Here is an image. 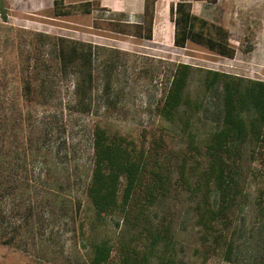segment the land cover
I'll return each mask as SVG.
<instances>
[{
	"label": "trees",
	"instance_id": "16d2710c",
	"mask_svg": "<svg viewBox=\"0 0 264 264\" xmlns=\"http://www.w3.org/2000/svg\"><path fill=\"white\" fill-rule=\"evenodd\" d=\"M155 2L144 0L137 23L97 0H53L52 10L55 17L94 14L96 28L150 41ZM179 11L170 9L176 47L190 41L234 58L227 29ZM0 16L6 19L2 3ZM36 37L52 48L57 73L74 78L73 105L79 112L91 113L97 83L107 103L115 105L119 50ZM33 68L27 61L19 70L20 96L29 104L53 95L49 73L41 70L34 79ZM166 70L163 95L148 106L158 121L144 128L139 140L98 124L90 130L81 264H209L216 259L264 264V80L182 62L170 61ZM5 104L0 101V234L9 230L14 238L20 227L6 221L1 202L20 186L19 153L12 147L20 111L13 97ZM31 214L25 207L26 223Z\"/></svg>",
	"mask_w": 264,
	"mask_h": 264
},
{
	"label": "rangeland",
	"instance_id": "374dc122",
	"mask_svg": "<svg viewBox=\"0 0 264 264\" xmlns=\"http://www.w3.org/2000/svg\"><path fill=\"white\" fill-rule=\"evenodd\" d=\"M52 2L0 0L6 10V19L0 16V101L6 106L13 97L20 111L12 141L19 153L16 169L20 186L15 196L6 195L1 202L6 221L20 229L14 238L9 230L0 234L3 241H11H0L2 264L82 263L79 226L89 209L84 185L89 177L90 130L98 124L139 140L142 130L158 121L148 106L163 95L167 63L182 61V53L176 49H159L135 36L96 28L94 14L55 17ZM239 14L240 25L248 30V41H241L235 57L230 60L205 51L185 52L197 58L189 59L190 65L264 80V7L258 14ZM38 34L119 50L116 83L120 92L115 105L107 103L97 83L91 113L79 112L73 105L74 78L57 73L55 54L49 45L42 46ZM252 40L256 46L245 51ZM235 42L231 37L233 48ZM27 61L34 66V79L41 70L49 73L53 95L48 100L38 98L29 104L20 96L19 70ZM27 206L32 214L26 223L23 211ZM209 264L227 263L216 259Z\"/></svg>",
	"mask_w": 264,
	"mask_h": 264
},
{
	"label": "crops",
	"instance_id": "0c3cea01",
	"mask_svg": "<svg viewBox=\"0 0 264 264\" xmlns=\"http://www.w3.org/2000/svg\"><path fill=\"white\" fill-rule=\"evenodd\" d=\"M97 1L101 7L113 13L121 14L122 19L128 23L139 22L144 10V0ZM177 6L180 7V15L196 16L227 29L230 34L229 42L231 37H234V41H236L234 45L236 55L237 46L240 45L241 41L243 40L244 43L248 41V30L245 28V25H240L241 19L239 13L242 11L252 12L253 14L260 13L264 7V0H217L214 4L200 0H156L151 40L147 42L159 49H176L180 51L182 53L181 62L189 64V59L197 58L194 57L195 55L185 54V52L197 53L208 51L190 41H187L183 48L174 45L175 24L174 16H171L170 9L171 7L175 9ZM250 43L248 45L250 48L256 46L253 40ZM208 53L210 54V52Z\"/></svg>",
	"mask_w": 264,
	"mask_h": 264
}]
</instances>
